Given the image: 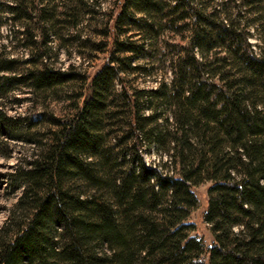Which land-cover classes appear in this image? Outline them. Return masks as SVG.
Masks as SVG:
<instances>
[{
	"label": "trees",
	"instance_id": "trees-1",
	"mask_svg": "<svg viewBox=\"0 0 264 264\" xmlns=\"http://www.w3.org/2000/svg\"><path fill=\"white\" fill-rule=\"evenodd\" d=\"M5 1L28 56L0 42V97L83 82L43 134L0 100V149L32 143L7 173L22 192L0 226V264H264V0H117L95 22L96 48L114 41L90 78L50 57L59 23L86 30L99 0ZM130 72L157 83L130 86ZM206 180L211 242L190 220Z\"/></svg>",
	"mask_w": 264,
	"mask_h": 264
},
{
	"label": "rangeland",
	"instance_id": "rangeland-1",
	"mask_svg": "<svg viewBox=\"0 0 264 264\" xmlns=\"http://www.w3.org/2000/svg\"><path fill=\"white\" fill-rule=\"evenodd\" d=\"M116 1L117 0H99V2H95L94 4L89 3L90 5L87 6V8L90 10L96 9L97 11H95L94 16L91 17V21L88 22L89 25L84 31H80L76 28L68 30L62 23H59V28H61L62 31L64 30V36L66 38L59 40L58 36L57 38L53 37V49L51 51L50 61L55 69H66L74 64L75 71L81 72V74L85 73L90 78L96 68L105 62L113 47L114 37H112L113 35L110 37V42L105 51L96 48L97 42L102 41L103 35L98 33L95 22L100 26L103 24L102 22H106L111 12L116 13L119 9ZM0 5L5 7L7 3L5 0H0ZM0 21V42L8 44V48L16 54H20L21 57H27L28 50L23 46L15 47L16 41L11 40L10 23L12 21L10 20V15L5 11H0ZM111 25L113 27L112 19L110 21V26ZM252 39L255 40V37H252ZM61 42L62 46L58 47ZM167 74L170 76L169 70ZM128 78L130 80V86L151 88L156 85V78H158V75L130 72ZM82 82L81 78H77L67 83H59L41 96L33 94L27 85L18 86L17 89L9 92L8 96L0 97V100L2 99L5 102L4 105L10 114L22 118L28 116L33 121H37L36 124H33L31 130H37L39 134H43L49 124V113L56 112L63 114V112L68 109L77 90L80 89ZM116 88L118 91H121L122 84L116 82ZM6 150L9 152V155L0 149V226L7 218L10 207L13 206L22 192V187L14 189L10 183V176L7 173L15 168L17 162L21 161L26 152L28 153L29 150H32V143L26 140L9 138ZM143 151L149 163H153L154 160L157 162L159 161V159L156 158L157 152L154 148H144ZM209 184L210 181L206 180L194 186V190L199 196L200 203L190 216V220L195 222L196 225L192 232L202 236L207 242H211L213 239L210 223L204 218L208 202Z\"/></svg>",
	"mask_w": 264,
	"mask_h": 264
}]
</instances>
